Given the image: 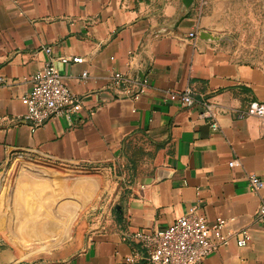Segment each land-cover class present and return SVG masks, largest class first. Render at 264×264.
I'll list each match as a JSON object with an SVG mask.
<instances>
[{
    "label": "crops",
    "instance_id": "obj_1",
    "mask_svg": "<svg viewBox=\"0 0 264 264\" xmlns=\"http://www.w3.org/2000/svg\"><path fill=\"white\" fill-rule=\"evenodd\" d=\"M49 58L82 108L72 121L31 131L13 117ZM114 71L146 80L137 100L111 83ZM0 75V172L16 161L29 169L31 193L17 202L26 210L29 196L25 213H38L36 223L8 225L9 236L50 225L33 257L51 254L69 244L97 197L98 178L68 183L70 174L56 171L58 179L28 160L103 171L109 188L80 251L16 264H147L126 261L138 249L131 234L161 232L192 206L209 219L234 217V228L251 233L246 246L231 241L201 264H264V222L253 220L259 198L246 184L247 173L264 180V117L239 116L264 103V0H0ZM186 89L192 106L166 99ZM204 102L217 130L202 116Z\"/></svg>",
    "mask_w": 264,
    "mask_h": 264
},
{
    "label": "built area",
    "instance_id": "obj_2",
    "mask_svg": "<svg viewBox=\"0 0 264 264\" xmlns=\"http://www.w3.org/2000/svg\"><path fill=\"white\" fill-rule=\"evenodd\" d=\"M189 36L194 37V33ZM46 54L50 47L43 48ZM66 63L68 58H60ZM73 62H81L82 58H72ZM111 83L116 88H123L125 94L137 100L144 92L146 80L132 79L120 72H112ZM31 88L22 99L25 102V111L16 114L13 119L27 123L31 131H35L51 119L64 118L72 121L82 108V98L64 84L54 61L47 59L41 68L31 77ZM6 83L0 75V88ZM166 99L179 102L183 106H192L194 98L190 90L167 91ZM202 116L207 118L213 130L218 129V122L214 106L204 102ZM256 115L264 117V103L252 101L247 109L239 116ZM236 160L228 162V166L236 165ZM246 184L250 193L258 196L259 203L253 215L255 222H264V180L254 173L246 174ZM234 217H216L209 219L197 206H192L179 217L175 218L161 232L140 229L131 234L130 238L138 245L131 257L126 261L133 262L136 257H142L147 264H201L210 254L218 252L234 241L242 248L251 240V233L247 227L234 228Z\"/></svg>",
    "mask_w": 264,
    "mask_h": 264
},
{
    "label": "rangeland",
    "instance_id": "obj_3",
    "mask_svg": "<svg viewBox=\"0 0 264 264\" xmlns=\"http://www.w3.org/2000/svg\"><path fill=\"white\" fill-rule=\"evenodd\" d=\"M27 162L55 170V173L58 171L61 174H70L71 176L66 180L68 183L73 181L78 175H91L98 178L99 189L97 197L93 198V207L89 208L86 216L75 223L71 232L72 239L68 245L57 248L52 251L51 254H42L33 257L38 253V246L41 244V241L48 235L50 225L39 231H34L25 235L9 236L7 230L8 225L12 226V223L16 220L36 223L34 218L38 216V213L32 215L25 213L28 209V202H31L30 197H27V204L23 205L22 202V205L24 207L26 206V210H22L18 204L19 197L31 193L30 183L27 182L30 179L31 174L28 168H22V166L18 165L17 161L12 166L0 172V264H16L24 261L61 259L80 251L86 240L88 225L96 215V211L102 204L109 189L107 175L103 171L92 172L80 168H65L43 162L29 160ZM56 175L59 179L57 173ZM50 217L51 213L47 222ZM38 223L40 224V222ZM38 223L36 225H38ZM44 226H46V224ZM8 259L10 260V263Z\"/></svg>",
    "mask_w": 264,
    "mask_h": 264
},
{
    "label": "water",
    "instance_id": "obj_4",
    "mask_svg": "<svg viewBox=\"0 0 264 264\" xmlns=\"http://www.w3.org/2000/svg\"><path fill=\"white\" fill-rule=\"evenodd\" d=\"M191 2H192V0H184V4H185L186 6H189ZM201 35L209 36V38H210L211 40H215V41L225 39V37H216V36H212V35H210V34H207L206 32H201Z\"/></svg>",
    "mask_w": 264,
    "mask_h": 264
},
{
    "label": "bare ground",
    "instance_id": "obj_5",
    "mask_svg": "<svg viewBox=\"0 0 264 264\" xmlns=\"http://www.w3.org/2000/svg\"><path fill=\"white\" fill-rule=\"evenodd\" d=\"M9 260V259H8ZM9 263H10V260H9Z\"/></svg>",
    "mask_w": 264,
    "mask_h": 264
}]
</instances>
